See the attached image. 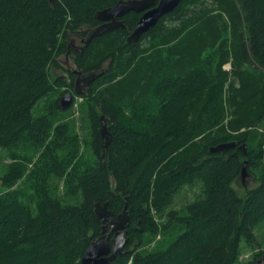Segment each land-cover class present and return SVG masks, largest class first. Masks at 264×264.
Instances as JSON below:
<instances>
[{
  "label": "trees",
  "instance_id": "trees-1",
  "mask_svg": "<svg viewBox=\"0 0 264 264\" xmlns=\"http://www.w3.org/2000/svg\"><path fill=\"white\" fill-rule=\"evenodd\" d=\"M117 1L0 0V264H80L97 203L130 216L112 264H264V0H183L129 43L127 14L74 55L107 66L74 117L60 58Z\"/></svg>",
  "mask_w": 264,
  "mask_h": 264
},
{
  "label": "water",
  "instance_id": "water-1",
  "mask_svg": "<svg viewBox=\"0 0 264 264\" xmlns=\"http://www.w3.org/2000/svg\"><path fill=\"white\" fill-rule=\"evenodd\" d=\"M50 3L53 0H48ZM183 0H118L113 6L102 9L95 13V19L99 25L88 32V36L83 41L84 49L91 41L97 37L102 36L108 32L116 29H123L125 26L120 20L129 13L141 14L133 31L129 33L126 41L137 42L140 37L151 30L157 21L172 12ZM73 75H76L75 85L72 93L64 94L60 101V106L63 110L68 109L73 102L74 96H80L87 92V87L92 84L101 74L94 72L83 74L74 70ZM80 82L82 86H80ZM80 86V87H79ZM100 135L103 137L105 143L110 139L107 124L103 117H100ZM235 143L221 144L211 149L213 153H219L235 147ZM245 146L243 151L245 154ZM241 149V148H239ZM245 163H242L241 176L245 174ZM94 214L101 222L103 234L92 241L83 257L80 264H112L117 256L123 255L125 246L127 244L125 229L130 223V216L126 205L118 215H113L107 210V205L95 204Z\"/></svg>",
  "mask_w": 264,
  "mask_h": 264
},
{
  "label": "flooded vegetation",
  "instance_id": "flooded-vegetation-1",
  "mask_svg": "<svg viewBox=\"0 0 264 264\" xmlns=\"http://www.w3.org/2000/svg\"><path fill=\"white\" fill-rule=\"evenodd\" d=\"M126 16V15H125ZM123 18V17H122ZM122 18L120 19L121 21H122ZM123 22V21H122ZM99 25V24H98ZM86 39V38H85ZM85 39H83V40H77V39H71V41H70V45L68 46V49H67V52H66V54L63 56V60H62V67H63V69H65V70H67V72H69L70 73V75H72V76H74L73 77V89H74V85H75V80H76V78H77V76L76 75H73L72 74V71H74V70H77V69H75V63H74V58H75V54H77L78 56L80 55H82V53H83V51H84V49H86L87 47H85L84 49H81L82 47H83V41H85ZM106 69H107V66L105 67V68H102L99 72L98 71H93L95 74H100L101 72L104 74L105 73V71H106ZM77 71H79V72H81V78H82V75L83 74H88V73H92V72H83V71H81V70H77ZM102 75V74H101ZM97 80V79H96ZM95 82V81H94ZM93 82V83H94ZM92 83V84H93ZM80 86H82V83L80 82ZM79 86V87H80ZM91 86V84L87 87V91H88V89H89V87ZM73 89H72V91H73Z\"/></svg>",
  "mask_w": 264,
  "mask_h": 264
},
{
  "label": "rangeland",
  "instance_id": "rangeland-1",
  "mask_svg": "<svg viewBox=\"0 0 264 264\" xmlns=\"http://www.w3.org/2000/svg\"><path fill=\"white\" fill-rule=\"evenodd\" d=\"M60 60L62 61L63 60V56L60 58ZM106 67V66H105ZM104 67V68H105ZM228 68V67H227ZM74 102H76V104L74 105V117H79L80 114V110H79V107H80V102H82L79 98H77L76 96H74ZM73 104V103H72ZM72 106V105H71ZM81 125H77V129H79ZM2 158V157H1ZM10 161L9 160H5V159H0V168H1V164H8ZM240 181H241V186L244 185V187L248 188V187H251L252 186V183H251V180H250V177L246 175V173L244 174V177L242 178V176L240 175ZM122 211V210H121ZM255 250H259L257 247L255 248ZM249 255H250V252L248 250H244L243 251V254L241 255V258L240 260L241 261H246L248 258H249ZM258 263L257 264H262V260L258 259Z\"/></svg>",
  "mask_w": 264,
  "mask_h": 264
}]
</instances>
